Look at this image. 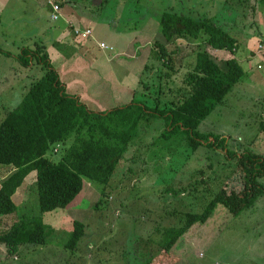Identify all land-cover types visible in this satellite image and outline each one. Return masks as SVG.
Instances as JSON below:
<instances>
[{
  "label": "rangeland",
  "instance_id": "obj_1",
  "mask_svg": "<svg viewBox=\"0 0 264 264\" xmlns=\"http://www.w3.org/2000/svg\"><path fill=\"white\" fill-rule=\"evenodd\" d=\"M76 1L77 11L90 16L94 29L93 36L86 41L91 52L87 58L98 60L91 72L85 70L88 65L85 57L83 61H76L81 57L82 48L74 47L75 42L65 53L60 47H53L54 40L60 39L59 27L63 22L52 21L47 8L40 13L32 0L28 3L11 0L0 15V50L8 54L0 52V123L47 71L36 57L30 66L21 64L20 55L25 48L47 54L52 68L61 73V81L71 83L69 93L80 95L78 98L92 111L128 104L135 98L147 101L150 106L159 105L158 95L153 93L151 85L147 89L141 81L152 82L154 73L144 68L154 62V42L159 36V21L164 12L196 19L213 18L239 40L241 47L234 56L243 60L246 55V59L251 60L243 65L244 69L249 65L264 76V52L257 50L255 41L249 43L245 37L250 27L262 23L264 26V0ZM73 26L71 23L70 27ZM140 29V37L133 40L131 34ZM129 39L133 42L128 47L137 50L133 45L138 43L140 50L148 52L142 55L136 52L132 56L128 49L124 51ZM99 43H105L107 49H100ZM195 46L196 43L184 39L175 44L179 51L172 52V57L181 71L171 74L172 82L163 80L165 94L161 96L160 107L167 104L166 99L176 101L175 93L171 97L169 91L181 85L184 75L194 65ZM213 56L224 62L231 53L216 51ZM100 60L104 62L102 67L97 66ZM80 62L85 71L77 70L73 74L71 66ZM245 81L238 84L198 128L203 134L224 138L229 150L237 152L239 157L231 160L226 152L207 145L193 150L182 132L167 140L160 138L168 129L165 121L143 120L111 183L109 196L101 197L99 186H92L86 180L75 204L43 215L44 223L56 231L49 237L48 245L21 246L19 253L13 256L0 243V264H146L148 259L151 264H264V194L253 206L235 214L257 194L241 177L242 166L247 161L240 157L248 151L264 157V133L260 129L264 121V86ZM71 144L72 140L66 145H55L47 157L59 162ZM11 173L12 167L0 165V183ZM196 180L207 181L206 186L213 194L221 190L219 195L224 201L225 196L230 195L232 204L229 209L218 205L205 224H195L171 251L162 252L159 245L162 237L157 229L180 226L186 212H201L206 201L214 199L206 193L200 198L205 189L202 184L197 195H191ZM35 181L36 173L30 174L16 193L17 205L31 204L38 210V201L34 203V198L38 200ZM261 182L264 184V178ZM100 199L103 204L94 209ZM21 211V214L27 212L28 208ZM18 216L19 212L1 216L0 234L10 229ZM74 220L85 222L87 227L78 249L72 252L65 248V243Z\"/></svg>",
  "mask_w": 264,
  "mask_h": 264
},
{
  "label": "trees",
  "instance_id": "obj_2",
  "mask_svg": "<svg viewBox=\"0 0 264 264\" xmlns=\"http://www.w3.org/2000/svg\"><path fill=\"white\" fill-rule=\"evenodd\" d=\"M183 39L197 44L193 48L196 52L195 63L184 75L181 85L170 89L169 95L172 97L175 93L176 101L166 99L167 104L160 107L163 102L161 96L165 94L162 91L163 80L170 79L168 82H172L171 74L181 71V68L176 67L172 52L178 53L179 48L175 44ZM262 43V40L257 42L258 51ZM154 47L152 58L157 65L146 64L144 68L154 73L152 82H141L147 89L151 85L153 93L158 95L159 105L150 106L147 101L135 98L125 106L104 112L92 111L78 97L66 93L47 54L23 49L19 60L23 66H30L31 62L33 64L36 57L47 71L31 86L20 105L9 110L0 123V165L12 167V173L0 183V221L1 216L19 212L18 221L0 234V243L7 247L10 255L18 254L21 246L36 248L48 245L49 237L56 231L44 223L43 215L75 204L85 188L86 180L92 186H99L101 197L109 196L111 183L143 120L160 118L165 121L168 129L160 138L167 140L175 133L182 132L193 150L207 145L226 152L231 160L239 157L237 152L229 150L224 138L220 140V137L198 130L227 95L242 81L244 83L249 65L244 69L247 59L241 62L234 56L241 47L239 40L213 18L196 19L164 12L160 17L159 36L155 39ZM255 50L253 53L257 54ZM216 51L230 52L232 58L219 62L213 56ZM260 129L264 133V121ZM70 140L72 144L59 162L47 157L55 145H66ZM240 159L247 161L242 166L241 177L257 190V194L235 214L253 206L264 194V184L261 182L264 178V157L248 151ZM32 173H36L38 200L34 198V203L38 201V210L29 203L19 206L14 201L16 193ZM201 184L205 189L200 198L206 193L214 199L206 201L201 212H186L180 226L157 229L162 237L159 242L162 252L171 251L195 224H205L218 205L230 208V195L225 196L224 201L219 195L221 190L213 194L205 180H196L192 184L194 191L191 195H197ZM174 193L178 195L176 190ZM102 204L100 199L93 208L99 209ZM23 208H28V211L21 214ZM86 227L85 222L74 220L73 230L65 243L66 249L72 252L78 249L86 234ZM150 261L148 259L146 264H151Z\"/></svg>",
  "mask_w": 264,
  "mask_h": 264
},
{
  "label": "crops",
  "instance_id": "obj_3",
  "mask_svg": "<svg viewBox=\"0 0 264 264\" xmlns=\"http://www.w3.org/2000/svg\"><path fill=\"white\" fill-rule=\"evenodd\" d=\"M23 1H25L27 3L29 2V0H23ZM32 1H33V3L36 4L35 6L37 7V11L40 9V13L43 11V9H46V8L49 11H51V8L48 5L47 0H32ZM55 1L60 2L61 4H63V18L61 19L63 23H62V26L59 27L60 28V33H61L60 39H55L54 40L53 47H55L57 49L60 47V49H62V52L65 53L66 50L68 49V47H70L71 45H73V43L75 42L76 44L74 43L75 44L74 47H76V48H78V47L82 48L79 51V53L81 54V57L79 59H76V61L77 60L83 61V58L85 57L86 62L88 63V65L86 66L85 70L90 71V69L94 68L93 65H95L96 61H98V60H95L94 58H93V60L90 59V58H87L91 54L90 48H87V43H86L87 40H81V39H78L77 37H74L73 35H75V34L73 32V28H71L70 25H69V22H70V23H73L74 26H77V27H80V28H84V27L86 28L87 27V28H91L92 30H94L92 28V26L90 25V23H91L90 16L87 15L86 13H84V11H79V10L77 11V9H78L77 8L78 3H77L76 0H55ZM10 2H11V0H0V15H2L5 12V10H6L5 7H7ZM68 4H69V7L67 6ZM31 6H33V5H31ZM10 17H12V13L10 14ZM50 19H51V13H50ZM260 25L261 26H259V25L252 26V27H250V29H247L246 30L247 35L245 37L249 39L248 42L251 41V40H253L252 42L255 41L257 43L258 42L257 40H259V39L262 40V41H264V26H263V23L260 24ZM69 28H70V30H69ZM137 31H139V32H134V33L131 34V38H133V40L136 37H140V35H138V34L141 32V29L140 30H137ZM70 32H71L72 35L70 34ZM135 33H137L138 36L135 35ZM133 40L131 41V39H129L127 41V44H125L126 49L124 51H127V49H128V52H131L130 54L132 56H135L134 54L136 52H138L139 55H142L146 51L148 52V50H145V51H144V49H143V51L140 50L139 49L140 48V45L138 43H134V45H133V47L137 46V50L131 49V47H128L130 44H132ZM44 50L48 51L47 50V46H44ZM149 50H151V49H149ZM121 54H125V53L122 52ZM73 57L74 56H72V58ZM249 57H251V56H249ZM145 59H146V57H145ZM71 61H72V59H70V62ZM240 61L241 62H245L246 61V55L243 58V60H240ZM247 61H249V63L251 62V60H247ZM80 64H81V62L79 64H75L74 63L71 66L73 68L72 69L73 74L77 70H79V71H83L84 70V67L83 66H80ZM103 64H104V62H102V60H100L98 62V65L97 66L98 67H102ZM57 73H58L59 77L62 76L59 71ZM114 77H117V76L115 75ZM244 78L246 79V83L254 84V85H257L259 87L260 86H264V76H262L261 74L255 72V70L252 67H249L248 68V73H247V75ZM98 79H101V77H98ZM60 80H62V79H60ZM63 81H61V82L65 86V88L67 90L66 92L69 95L74 96V97L75 96L76 97L80 96V95H77V93H74V94L69 93V90H70L69 89L70 88L69 85H71V83H65ZM125 105H127V104L117 105L116 107H122V106H125ZM89 109H91V108H89ZM112 109L113 108H108L107 110L106 109L105 110H100L98 112L110 111Z\"/></svg>",
  "mask_w": 264,
  "mask_h": 264
},
{
  "label": "built area",
  "instance_id": "obj_4",
  "mask_svg": "<svg viewBox=\"0 0 264 264\" xmlns=\"http://www.w3.org/2000/svg\"><path fill=\"white\" fill-rule=\"evenodd\" d=\"M48 2V5L50 6L51 8V19L53 21H59L63 18V7H61V3L60 2H57L55 0H47ZM71 23L69 22V25ZM73 32L75 34V36L78 38V39H81V40H88L90 39L92 36H93V30L91 28H80V27H77V26H73ZM99 48L100 49H107V45L105 43H99ZM112 49V48H110ZM259 49L260 51H264V43L260 44L259 45Z\"/></svg>",
  "mask_w": 264,
  "mask_h": 264
}]
</instances>
